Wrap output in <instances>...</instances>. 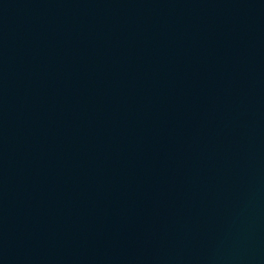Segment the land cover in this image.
<instances>
[{
    "label": "water",
    "instance_id": "1",
    "mask_svg": "<svg viewBox=\"0 0 264 264\" xmlns=\"http://www.w3.org/2000/svg\"><path fill=\"white\" fill-rule=\"evenodd\" d=\"M0 264H264V0H137L1 64Z\"/></svg>",
    "mask_w": 264,
    "mask_h": 264
}]
</instances>
